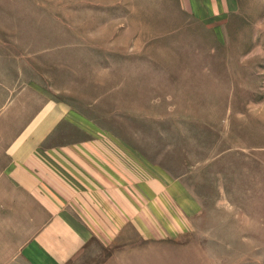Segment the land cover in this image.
<instances>
[{"label":"rangeland","instance_id":"374dc122","mask_svg":"<svg viewBox=\"0 0 264 264\" xmlns=\"http://www.w3.org/2000/svg\"><path fill=\"white\" fill-rule=\"evenodd\" d=\"M43 107L123 244L79 264H264V0H0V125Z\"/></svg>","mask_w":264,"mask_h":264},{"label":"crops","instance_id":"0c3cea01","mask_svg":"<svg viewBox=\"0 0 264 264\" xmlns=\"http://www.w3.org/2000/svg\"><path fill=\"white\" fill-rule=\"evenodd\" d=\"M46 122L43 107L24 127L5 131L0 125V264H79L89 255L94 258L96 247L123 246L95 241L102 229L80 200L88 197L92 178L87 175L92 174L86 164L62 162L68 147L44 146L49 138ZM78 181L89 185L83 189ZM105 229L118 238L125 227ZM127 259L116 250L103 264H124ZM136 261L138 257L129 264Z\"/></svg>","mask_w":264,"mask_h":264}]
</instances>
